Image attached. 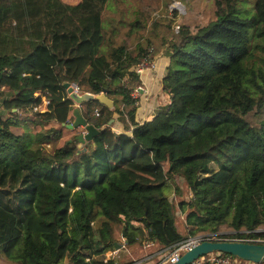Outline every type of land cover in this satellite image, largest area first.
I'll list each match as a JSON object with an SVG mask.
<instances>
[{"label":"trees","instance_id":"1","mask_svg":"<svg viewBox=\"0 0 264 264\" xmlns=\"http://www.w3.org/2000/svg\"><path fill=\"white\" fill-rule=\"evenodd\" d=\"M106 1L0 0L4 260L131 264L135 245L167 250L224 225L264 227V122L248 120L264 110V0H217L215 18L196 27H175L179 12L171 11L160 43L150 34L160 35L159 20L149 27L140 17L125 42L107 38ZM158 55L169 59L161 82L168 102L141 125L135 69ZM66 84L106 90L115 104L85 103L100 130L85 149L66 126L75 104ZM176 179L189 201L171 200ZM120 229L126 243L117 250Z\"/></svg>","mask_w":264,"mask_h":264},{"label":"rangeland","instance_id":"2","mask_svg":"<svg viewBox=\"0 0 264 264\" xmlns=\"http://www.w3.org/2000/svg\"><path fill=\"white\" fill-rule=\"evenodd\" d=\"M69 1L76 3L78 0ZM252 1L253 0H250V2ZM216 2L217 0H107L103 8L104 33L107 38L114 34L115 42L123 43L125 42L126 34L129 30V24L136 17H140L142 20L147 21L149 27L152 26V23L155 20H159L160 28L158 29V32L160 33V35L157 37L152 32L150 34L156 43H160L163 35H165V33L168 31V28L166 27V16L171 15V11L179 12V15L175 18V27L178 25L181 26L183 24H189L192 27L204 26L207 23H210L215 18ZM168 11H170V13H168ZM142 34H146V32L139 30L138 35ZM135 44L136 42L134 43V39H132L129 41L128 45L130 47H133L135 46ZM159 56L160 55H158L157 57ZM160 58L158 60L157 73L153 72V74L150 76L153 78L151 79V81L153 82V84L151 85V87L153 86V90L151 91L152 95L150 98L151 103L166 102V96L161 90L160 80L169 61H165L164 59ZM248 120L252 125L259 126L262 122H264V110L262 112H259L258 114H252ZM20 132H22V130H20ZM172 184V190L169 191L171 200L177 203L179 201V197H183V199H186L188 201L192 198V194L188 192L186 184L183 180L176 179ZM176 186L180 187V190L182 191L181 196L177 194ZM179 216L180 219L185 217L183 215H180V211ZM182 220H184V218ZM181 225L182 223L180 222L179 226L181 227ZM258 230L264 231V227ZM218 233L231 236L235 234L236 231L228 227L227 225H224L221 227ZM117 238L119 241H121V243L119 244H125L126 240L121 234V229L118 231ZM129 251H131V249ZM159 253H154L155 256L151 260H148V257L144 258L145 255L140 256L142 257V260L143 258L145 259L142 263H157L160 256L158 255ZM108 254L110 255V253ZM140 257L137 256L135 258V261H133V263L131 264H142L139 263L140 261H142L141 259L139 260ZM131 258L132 257L128 256V253H125L123 256V260L125 261H129V259ZM0 264L15 263L4 260L2 257H0ZM65 264H71L70 260H66Z\"/></svg>","mask_w":264,"mask_h":264},{"label":"water","instance_id":"3","mask_svg":"<svg viewBox=\"0 0 264 264\" xmlns=\"http://www.w3.org/2000/svg\"><path fill=\"white\" fill-rule=\"evenodd\" d=\"M65 88L68 89L70 98L76 104H84L87 102L99 101L101 104L105 105L109 109H113L115 106L114 101L107 96L106 90H104L99 95H94L89 92L78 94L74 92L70 84H66ZM73 116H75V121L73 123H68L66 126L68 129L71 130L81 129V132L76 137V140L79 143V149H85L91 142L94 141L95 137L100 133V130L96 128L93 124H90L82 116L78 109L74 110ZM114 122L115 120L112 119L108 125L111 126ZM123 247V244H116L117 250H120ZM217 252L226 253L254 264H264V244H248L231 241L202 242L201 244L192 248L190 251L183 254L179 261L175 264H194L201 258Z\"/></svg>","mask_w":264,"mask_h":264},{"label":"built area","instance_id":"4","mask_svg":"<svg viewBox=\"0 0 264 264\" xmlns=\"http://www.w3.org/2000/svg\"><path fill=\"white\" fill-rule=\"evenodd\" d=\"M158 69V61L150 60L145 61L142 63L135 71L139 74L140 77L145 76L148 72H156ZM71 87L73 88L74 92L78 94H82L84 91L77 85L72 84ZM142 87H138L133 94V98L136 99V96L139 95V92L142 90ZM44 105H48L49 102L46 99H43ZM37 110V108H36ZM94 115L96 117L100 116V112L95 110ZM264 232L262 230L256 231H241L236 232L231 236L222 235L219 233L216 234H200L194 237H189L188 239L172 246L171 248L159 253V260L155 264H175L179 261L181 256L186 252L190 251L195 246L201 244L202 242L210 241V242H222V241H231V242H242L248 244H264V239L261 237L254 236L257 233ZM147 248L153 247L154 243H145ZM117 253V252H115ZM152 259V258H151ZM150 259V260H151ZM239 262L238 259H233L231 257H223L221 253H212L208 255L207 258L203 257L194 264H236Z\"/></svg>","mask_w":264,"mask_h":264},{"label":"crops","instance_id":"5","mask_svg":"<svg viewBox=\"0 0 264 264\" xmlns=\"http://www.w3.org/2000/svg\"><path fill=\"white\" fill-rule=\"evenodd\" d=\"M159 58L160 59H164L165 61H169V59L167 57L163 56V55H160L159 57L154 58V61H158ZM168 65H169V63H168ZM164 72H165V70H164ZM152 74H153V72H151V73L148 72L145 76L141 77V80H142V86L141 87L143 89L139 92V95L136 96V99H138V103H137L138 104L137 122H139V124H141V125L146 123V122H149V121L153 120V118L156 115V110H157L158 106L160 104H167V102H168L167 97H166V102H163V103H157V102L151 103V100H150L151 95H152L151 91L153 90V86L151 87V85L153 84L151 79H153V78L150 77V76ZM163 76H164V73H163ZM163 76H162V78L160 80L161 82H162ZM161 90H162V83H161ZM83 93H85V92H83ZM73 108H74L73 109V113H74L75 109H78L80 111V113L82 114V116L86 119L87 112H88V106H86L85 103L84 104H76L75 103ZM0 116H4V117H8L9 116V114L5 111L1 101H0ZM73 117H74V120H73V122H74L75 121V116H73ZM77 132L80 133L81 129H77ZM131 248H132L131 249V253L133 254L134 258H136L137 256L140 257L142 255H145L144 258L148 257V260L155 256L154 253L157 254L159 252L162 253L163 251H165V250H161V249H155L156 248L155 244H154L153 247H149V248H147L145 246V244H143L142 246L135 245V246H133ZM144 258L142 260V257H140L139 260L141 259L142 261H140L139 263L144 262V260H145ZM142 264H153V262L142 263ZM236 264H243V263H241L239 261ZM245 264H254V263L247 262Z\"/></svg>","mask_w":264,"mask_h":264}]
</instances>
